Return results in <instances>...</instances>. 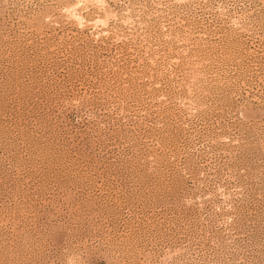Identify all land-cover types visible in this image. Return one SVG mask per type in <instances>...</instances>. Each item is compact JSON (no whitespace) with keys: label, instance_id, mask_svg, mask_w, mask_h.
<instances>
[{"label":"rangeland","instance_id":"rangeland-1","mask_svg":"<svg viewBox=\"0 0 264 264\" xmlns=\"http://www.w3.org/2000/svg\"><path fill=\"white\" fill-rule=\"evenodd\" d=\"M0 264H264V0H0Z\"/></svg>","mask_w":264,"mask_h":264}]
</instances>
